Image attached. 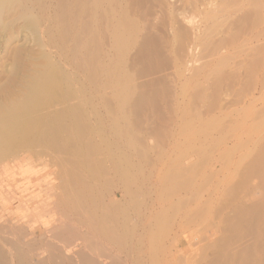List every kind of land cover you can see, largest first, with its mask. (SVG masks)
<instances>
[{"label":"rangeland","instance_id":"374dc122","mask_svg":"<svg viewBox=\"0 0 264 264\" xmlns=\"http://www.w3.org/2000/svg\"><path fill=\"white\" fill-rule=\"evenodd\" d=\"M13 2L4 15L6 25L0 26V96L17 91L45 68L58 67L54 72L63 74L58 79L63 96L50 103L49 113L68 112L74 139L60 150L43 139L34 141L37 145L28 140V147L25 142L15 146L1 161L0 242L14 239L15 230L20 238L17 227L26 225L39 234L44 224L59 218L56 201L63 193L66 197L83 189L75 180L77 170L85 187L90 184L84 193L90 190L108 199L117 191V198L121 192L126 197L127 220L135 224L133 228L132 219L127 221L132 244L111 247L123 264H264V0ZM25 9L36 18V32L18 18ZM72 105L80 120L89 123H80L88 126L84 137L78 134L82 127ZM87 159L90 166H99L100 174L87 167ZM54 192L61 196L50 194ZM72 195L68 199L76 200ZM48 249L44 245L36 252L45 257ZM11 263L8 258L6 264Z\"/></svg>","mask_w":264,"mask_h":264},{"label":"bare ground","instance_id":"6f19581e","mask_svg":"<svg viewBox=\"0 0 264 264\" xmlns=\"http://www.w3.org/2000/svg\"><path fill=\"white\" fill-rule=\"evenodd\" d=\"M14 0H0V26H4L6 25L5 23V18L4 15L5 13L10 10V8L12 7V4L9 5L10 3H12ZM19 1V0H18ZM22 1V0H21ZM25 1V0H24ZM34 2V1H33ZM32 2V3H33ZM14 3V2H13ZM27 3V0H26ZM25 3V4H26ZM64 3V1H63ZM93 3V2H92ZM23 4V2H22ZM85 4V3H84ZM94 4V3H93ZM62 5V4H61ZM64 5V4H63ZM88 5V4H87ZM15 6V5H13ZM23 6V5H21ZM20 6V7H21ZM91 6V5H90ZM76 7V4H75ZM79 7V6H78ZM25 8V7H23ZM66 8V6H65ZM64 8V9H65ZM88 7H86L87 9ZM15 9V8H14ZM58 9V8H57ZM61 9V8H60ZM17 10V9H16ZM15 10V11H16ZM88 10V9H87ZM64 11V10H63ZM68 11V10H67ZM92 11V10H91ZM90 11V12H91ZM9 12V11H8ZM20 12V10H19ZM61 12V11H60ZM66 12V10L64 11ZM70 12V10H69ZM88 12V11H87ZM62 13V12H61ZM67 13V12H66ZM86 14V13H85ZM7 15V14H6ZM19 14H17L18 16ZM71 15V14H70ZM75 15V14H74ZM77 15V14H76ZM61 16V15H60ZM102 16V15H101ZM7 17V16H6ZM23 19L25 22V25L27 27V29L31 30V31H35L37 29L36 26V18L32 13H29V10L25 9L20 13V16H18V18ZM64 18V17H63ZM76 18V17H75ZM88 18V17H87ZM103 18V17H102ZM65 19V18H64ZM92 19V18H91ZM66 21V19H65ZM68 21V20H67ZM76 22V20H75ZM91 22V20H90ZM65 23V22H64ZM84 23V22H83ZM40 24V23H39ZM103 24V23H102ZM75 25V23H74ZM65 26V25H64ZM87 26V25H85ZM103 26V25H102ZM132 26V25H131ZM88 27V26H87ZM128 27V25H127ZM5 28V27H2ZM65 28V27H64ZM76 28V27H75ZM85 28V27H84ZM91 28V26H90ZM6 29V28H5ZM56 29V28H55ZM67 29V28H66ZM37 31V30H36ZM35 31V32H36ZM68 31V30H67ZM81 31V30H80ZM103 32V31H102ZM65 34H67L66 32H64ZM104 33V32H103ZM34 34V33H33ZM120 34V33H119ZM68 35V34H67ZM66 35V36H67ZM74 35V34H73ZM103 35V34H102ZM105 35V33H104ZM114 35V34H113ZM61 36V35H60ZM118 36V35H117ZM77 37V36H76ZM120 37V36H119ZM125 37V36H124ZM123 37V38H124ZM79 38V37H78ZM91 38V37H90ZM59 39V38H58ZM65 39V38H64ZM127 39V38H126ZM94 40V39H93ZM96 40V39H95ZM75 41V40H74ZM91 41V40H90ZM81 42V41H80ZM79 42V43H80ZM119 42V41H118ZM131 42V41H130ZM98 43V42H97ZM122 43V42H121ZM27 44V43H26ZM74 45V44H73ZM121 46V45H120ZM85 48V47H84ZM91 48V47H90ZM102 48V47H101ZM71 49V48H70ZM75 50V49H74ZM78 50V49H77ZM88 50V49H87ZM91 50V49H90ZM94 50V49H93ZM76 52V51H75ZM79 52V51H78ZM88 52V51H87ZM91 52V51H89ZM29 53V52H28ZM12 54V53H11ZM66 56V55H65ZM37 57V56H36ZM46 57V56H45ZM72 57V56H71ZM93 58V57H92ZM42 62V61H41ZM96 62V61H95ZM90 63V61H89ZM103 63V62H102ZM43 64V63H41ZM93 64V63H92ZM48 65V64H47ZM81 65V64H80ZM88 65V64H87ZM91 65V64H90ZM89 65V66H90ZM45 66V65H42ZM41 66V67H42ZM94 66V65H93ZM50 67V66H48ZM52 67V66H51ZM54 67V65H53ZM58 68V67H56ZM56 68L52 69L49 71L46 68L42 71L39 72V74H37V76H35V78L31 77V80L29 79L28 82L25 80V78L21 77V79L25 80L27 83L21 84L23 85L20 89H18L17 91L13 90L11 92H9L10 90L7 89V94L5 93L4 95L1 93L2 98L0 99V163L1 161L6 158V156L11 152L14 151V147L17 145L22 146V143L25 142V146L28 147V140H33L30 141L31 143H34V141H39L38 143L40 144V139H43L44 142L49 143V146L51 144L52 147H54V149L57 147L58 150H60L59 147H63L64 148L67 146L65 145H69L70 144V140L73 141L74 136H72L71 130H73L71 127H69V121L68 120V112L65 113L63 112H56L54 111V113L50 114L49 111H51L52 109L49 107L52 105L50 104L54 99H57V97H62L63 95L60 94V89L58 90V88H60V85L62 86V83H60L63 79L60 77V74H58L56 76V73L54 72V70L57 72ZM66 68V67H65ZM78 69V68H77ZM76 69V70H77ZM38 70V69H37ZM36 70V73H38ZM91 70V69H90ZM91 72V71H90ZM109 72V71H108ZM34 72V74H36ZM58 73V72H57ZM111 73V72H110ZM12 75V73H10ZM33 74V75H34ZM66 74V73H65ZM64 74V75H65ZM89 74V73H88ZM63 76V74H61ZM101 75V74H100ZM99 75V76H100ZM108 75V74H107ZM18 76V75H17ZM27 76V75H26ZM96 76V75H95ZM132 76V75H131ZM62 79L60 82H58V79ZM67 77V76H66ZM27 79V78H26ZM59 79V80H60ZM65 79V77H64ZM70 79V78H69ZM118 79V78H117ZM138 79V78H137ZM24 82V81H23ZM66 82V80H65ZM90 82V81H89ZM19 83V82H17ZM59 83V84H58ZM93 83V82H92ZM99 83V82H98ZM91 84V83H90ZM100 84V83H99ZM11 85V84H10ZM13 85V84H12ZM19 85V84H18ZM68 85V84H66ZM65 85V86H66ZM108 85V84H107ZM17 86V85H16ZM139 86V85H138ZM187 86V85H186ZM20 87V86H19ZM73 87V86H72ZM106 87V86H105ZM125 87V86H124ZM4 88V87H3ZM11 88V87H9ZM17 89V88H15ZM69 89H67L66 91H68ZM129 90V89H128ZM140 90V88H139ZM142 90V89H141ZM5 91V89H4ZM125 91V90H124ZM151 91V90H150ZM153 91V90H152ZM71 92V90H70ZM69 92V94H71ZM97 92V91H96ZM108 92V91H107ZM138 92V91H137ZM146 92V91H145ZM156 92V91H155ZM68 93V92H67ZM120 93V92H119ZM118 93V94H119ZM75 94V93H74ZM61 95V96H60ZM73 95V94H72ZM148 95V94H147ZM0 96V97H1ZM69 96V95H68ZM118 96V95H117ZM67 97V94H66ZM70 97V96H69ZM106 97V95H105ZM109 97V96H108ZM64 98V97H63ZM125 98V97H124ZM142 98V96L138 97L137 99ZM78 99V98H77ZM145 99V97H144ZM143 99V100H144ZM63 100V99H62ZM61 100V101H62ZM119 100V99H118ZM135 100V98H134ZM57 101V100H56ZM64 101V100H63ZM69 101V99H68ZM154 101V100H153ZM55 102V100L53 101ZM76 102V101H75ZM125 102V100H124ZM128 102V101H127ZM142 103V101H140ZM146 102V101H145ZM171 102V101H170ZM189 102V101H188ZM64 105L66 103L62 102ZM68 103V102H67ZM123 103V102H122ZM135 103V102H134ZM58 104V103H56ZM109 104V103H108ZM133 104V103H132ZM131 104V105H132ZM147 104V103H145ZM193 104V103H192ZM195 104V103H194ZM64 110L67 108V110L69 109L68 107L64 106ZM67 105V104H66ZM78 105V104H77ZM137 106V104H135ZM167 105V104H166ZM49 106V107H48ZM54 105H52L53 107ZM57 106V105H55ZM60 106V105H59ZM70 106V103H69ZM73 106V105H72ZM70 108L71 113L76 114L75 118H77L79 116V112L76 109V107L74 108V106ZM80 106V105H79ZM83 106V105H82ZM140 106V105H139ZM138 106V107H139ZM162 106V105H161ZM169 106V105H168ZM192 106V105H191ZM155 107V105L153 106ZM55 108V107H54ZM112 108V107H111ZM136 108V107H135ZM135 108H133L135 110ZM143 108V106H142ZM152 108V107H151ZM170 108V107H169ZM191 108V107H190ZM49 109V110H47ZM79 110V108H77ZM132 109V110H133ZM154 109V108H153ZM214 109V108H213ZM59 110V109H58ZM75 110V111H74ZM82 110V109H81ZM84 110V108H83ZM82 110V111H83ZM109 110V109H108ZM111 110V109H110ZM139 110V109H138ZM155 110V109H154ZM183 110V109H182ZM191 110V109H190ZM53 111V110H52ZM51 111V112H52ZM69 111V110H68ZM80 111V110H79ZM113 112V109H112ZM135 112V111H134ZM159 112V111H158ZM201 112V111H200ZM199 112V113H200ZM223 112V111H222ZM84 113V111H83ZM82 113V114H83ZM95 113V112H94ZM192 113V112H191ZM70 114V113H69ZM125 114V113H124ZM138 114V113H136ZM84 115V114H83ZM110 115V114H109ZM135 115V113H134ZM156 115V114H155ZM88 116V115H87ZM126 116V115H125ZM247 116V115H246ZM68 117V118H67ZM80 117V116H79ZM78 117V118H79ZM166 117V116H165ZM216 117V116H215ZM258 117V116H257ZM172 118V117H171ZM170 118V119H171ZM81 118H79L78 120H75L76 122L78 121L79 123H77L78 128L80 129V127H82L80 130L82 132H78L77 130H75L76 132H78V134L83 133L85 130L83 129H88L85 127H83L84 125H86V123H84V120H80ZM89 119V118H88ZM134 119V118H133ZM137 118H135L136 120ZM162 119V118H161ZM211 119V118H210ZM225 119V118H224ZM228 119V118H227ZM80 120V121H79ZM144 120V118H143ZM156 120V119H155ZM160 120V119H159ZM163 120V119H162ZM172 120V119H171ZM218 120V119H217ZM238 120V119H237ZM258 120V119H257ZM83 121L82 124H80ZM139 121V120H138ZM153 121V120H152ZM208 121V120H207ZM206 121V122H207ZM124 122V121H123ZM140 122V121H139ZM158 122V121H157ZM166 122V121H165ZM172 122V121H171ZM222 122V121H221ZM231 122V121H230ZM126 122H124L125 124ZM135 123V122H134ZM169 123V122H168ZM244 123V122H243ZM261 123V122H260ZM73 124V122H72ZM89 124V123H87ZM100 124V123H99ZM133 124V122H132ZM153 124V122H152ZM202 124V123H201ZM75 125V124H74ZM81 125V126H80ZM138 125V124H137ZM155 125V124H154ZM204 125V124H203ZM218 125V124H217ZM225 125V124H224ZM71 126V125H70ZM162 126V125H161ZM201 126V125H200ZM207 126V125H206ZM151 127V126H149ZM209 127V126H208ZM258 127V126H257ZM77 128V127H76ZM77 128V129H78ZM117 128V127H116ZM153 128H155L153 126ZM167 128V127H166ZM183 128V127H182ZM187 128V126H186ZM216 128V127H215ZM224 128V127H223ZM230 128V127H229ZM67 129H71L69 132ZM125 129V128H124ZM189 129V128H188ZM208 129V128H207ZM136 130V129H135ZM142 130V129H141ZM153 130V129H152ZM184 130V129H183ZM186 130V129H185ZM191 130V129H190ZM198 130V129H197ZM237 130V129H236ZM139 131V130H138ZM157 131V129H156ZM221 131V130H220ZM66 133L65 135H63L64 133ZM87 132H89L87 130ZM91 132V131H90ZM140 132V131H139ZM165 132V131H164ZM181 132V131H180ZM63 133V134H62ZM33 134V137H31ZM89 134V133H87ZM93 134V133H92ZM126 134V133H125ZM157 134V133H156ZM155 134V135H156ZM181 134V133H180ZM201 134V133H200ZM77 135V133H76ZM82 135V134H81ZM81 135L78 136L80 137L81 140ZM84 135H86V133H83V137ZM136 135V134H135ZM153 135V134H152ZM159 135V134H158ZM161 135V133H160ZM183 135V134H182ZM240 135V134H239ZM90 136V135H89ZM76 137V136H75ZM82 137V138H83ZM94 137V136H93ZM86 138H88L86 136ZM91 138V137H90ZM132 138V137H131ZM130 138V139H131ZM138 138V137H137ZM163 138V137H162ZM161 138V139H162ZM92 139V138H91ZM141 139V138H139ZM138 139V140H139ZM187 139V138H186ZM185 139V140H186ZM195 139V138H194ZM228 139V138H227ZM159 140V139H158ZM164 140V139H163ZM161 140V141H163ZM220 140V139H219ZM75 141V140H74ZM96 141V140H95ZM43 142V143H44ZM91 142V141H89ZM139 142V141H138ZM159 142V141H158ZM190 142V141H189ZM30 143V144H31ZM42 143V142H41ZM72 143V142H71ZM87 144V142H84ZM92 143V142H91ZM29 144V145H30ZM36 144V143H34ZM45 144V143H44ZM75 144V143H74ZM97 144V143H96ZM132 144V143H131ZM24 145V144H23ZM37 145V144H36ZM47 145V144H45ZM73 145V143H72ZM89 145V144H88ZM141 145V144H140ZM19 146V147H20ZM76 146V145H75ZM92 146V145H91ZM111 146V145H110ZM143 146V145H142ZM152 146V145H151ZM155 146V145H154ZM216 146V145H215ZM18 147V148H19ZM23 147V146H22ZM95 147V146H94ZM192 147V146H191ZM261 147V146H260ZM17 148V149H18ZM37 148V147H36ZM35 148V149H36ZM73 148V147H71ZM77 146H76V150H77ZM87 148V147H86ZM99 148V146L97 147ZM101 148V147H100ZM99 148V149H100ZM144 148V147H143ZM148 148V147H147ZM153 148V147H152ZM189 148V147H187ZM186 148V149H187ZM211 148V147H210ZM227 148V147H226ZM29 149V148H28ZM53 149V150H54ZM79 149V148H78ZM89 149V148H88ZM97 149V150H99ZM137 149V148H136ZM201 149V148H200ZM218 149V148H217ZM16 150V149H15ZM31 150V149H30ZM62 150V149H61ZM64 150V149H63ZM75 150V149H74ZM92 152H94L93 149H91ZM90 150V151H91ZM96 150V149H95ZM139 150V149H137ZM156 153H157V149H155ZM67 151V150H66ZM79 151V156H80V150H77V152ZM109 150H107L108 152ZM135 151V150H134ZM186 151V150H185ZM193 151V150H192ZM197 151V150H196ZM209 151V150H208ZM15 152V151H14ZM62 152V151H61ZM65 152V151H64ZM68 152V151H67ZM91 152V153H92ZM99 152V151H98ZM147 152V151H146ZM12 153V152H11ZM40 153V152H38ZM53 153V152H52ZM58 153V152H57ZM88 153V152H87ZM86 153V154H87ZM110 153V152H109ZM160 153V151H159ZM191 153V152H190ZM192 153H195L194 151ZM203 153V152H202ZM116 154V153H115ZM138 154V153H137ZM149 154V153H148ZM147 154V155H148ZM40 155V154H39ZM70 155V154H69ZM185 155V154H184ZM188 155V154H187ZM9 156V155H8ZM18 156V155H17ZM90 156V155H89ZM206 156V155H205ZM256 156V155H254ZM72 157V156H71ZM75 157V156H74ZM184 157V156H183ZM218 157V156H217ZM87 158V155H86ZM90 158V157H89ZM88 158V159H89ZM92 158V155H91ZM178 158V157H177ZM176 158V159H177ZM182 158V156H181ZM66 159V158H65ZM75 159V158H74ZM87 159V161H88ZM94 159V158H92ZM98 159V158H97ZM200 159V158H199ZM38 160V159H37ZM71 160V159H70ZM83 160V159H81ZM95 160V159H94ZM102 160V159H101ZM112 160V159H111ZM125 160V158H124ZM13 161V160H12ZM60 161V160H59ZM86 161V162H87ZM91 161V160H89ZM89 161L87 163H89ZM120 161V160H118ZM201 161V160H200ZM199 161V162H200ZM205 161V160H204ZM255 161V160H254ZM261 161V160H260ZM15 162V160H14ZM57 162V161H56ZM71 162V161H70ZM77 162V159H76ZM80 162V161H79ZM95 162V161H94ZM97 162V161H96ZM104 162V161H103ZM65 163V162H64ZM68 163V162H67ZM72 163V162H71ZM82 163V162H81ZM93 163V161H92ZM102 163V162H101ZM182 163V162H180ZM53 164V163H52ZM78 164V163H77ZM94 164V163H93ZM91 164V165H93ZM120 164V163H119ZM133 164V163H132ZM177 164V163H176ZM199 164V163H198ZM251 164V163H250ZM257 164V163H256ZM44 165V164H43ZM67 165V164H66ZM74 165V164H73ZM72 165V166H73ZM101 165V164H99ZM114 165V164H113ZM130 165V164H129ZM183 165V164H182ZM249 165V164H248ZM5 166V165H4ZM70 166V165H69ZM79 166V165H78ZM77 166V167H78ZM90 168H95V173L97 172V168L99 167H95V165L90 166V163L87 165V167ZM115 166V165H114ZM122 166V165H121ZM168 166V165H167ZM172 166V165H171ZM252 166H254L252 164ZM256 166V165H255ZM254 166V167H255ZM259 166V165H258ZM68 167V166H67ZM76 166H74L73 168H75ZM76 167V168H77ZM84 167V166H83ZM88 167V168H89ZM5 168V167H4ZM12 168V167H11ZM10 168V169H11ZM75 168V169H76ZM93 168V169H94ZM103 168V167H102ZM105 168V166H104ZM103 168V169H104ZM113 168V167H112ZM121 168V167H120ZM135 168V167H134ZM191 168V167H190ZM9 169V170H10ZM69 169V168H68ZM71 169V168H70ZM102 169V170H103ZM177 169V168H175ZM27 170V169H26ZM63 170V169H62ZM90 170V169H89ZM92 170V169H91ZM100 170V169H99ZM98 170V171H99ZM124 170V169H123ZM185 170L186 167H185ZM262 170L263 167H262ZM81 171V170H80ZM79 171V172H80ZM121 171V169H120ZM125 171V170H124ZM188 171V170H187ZM186 171V172H187ZM258 171V170H257ZM261 171V170H260ZM5 172V171H4ZM71 172V171H70ZM89 172V171H88ZM90 172H94V170L90 171ZM117 172V171H116ZM122 172V171H121ZM126 172V171H125ZM125 172H123L122 174H124ZM195 172V171H194ZM12 173V172H11ZM66 173V172H65ZM78 171L76 170V172H74L75 175V180L78 183H82L79 184L83 189L87 190L88 187H90V184H88L89 186L85 187V181L82 182L81 178L79 177L81 174H77ZM100 174V171L97 172ZM167 173V172H166ZM183 174V172H181ZM210 173V172H209ZM261 173V172H260ZM28 174V173H27ZM83 174V173H82ZM99 174H95V175H99ZM106 174V172L104 173ZM117 174V173H116ZM176 174V173H175ZM251 174V173H250ZM253 174V173H252ZM78 175V176H77ZM85 175V173L83 174V176ZM94 175V174H93ZM92 175V176H93ZM94 175V176H95ZM107 175V174H106ZM121 175V174H120ZM126 175V174H124ZM51 176V175H50ZM64 176V175H63ZM123 177V175H121ZM131 176V175H130ZM176 176V175H175ZM191 176V175H190ZM208 176V175H207ZM254 176V175H253ZM68 177V176H67ZM82 177V176H81ZM87 177V176H86ZM100 177V176H99ZM105 177V176H104ZM109 177V175L107 176ZM121 177V178H122ZM133 177V176H132ZM181 177V176H180ZM193 177V175H192ZM62 178V177H61ZM60 178V180H61ZM85 178V177H83ZM82 178V179H83ZM110 178V177H109ZM165 178V177H164ZM171 178V177H170ZM195 179V178H194ZM204 179V178H203ZM208 179V178H207ZM258 179V178H257ZM57 180V179H56ZM63 180V179H62ZM85 180V179H84ZM99 180V179H98ZM122 180V179H121ZM166 180V179H165ZM206 180V179H205ZM219 180V179H218ZM250 180V179H249ZM261 180V179H260ZM65 181V180H64ZM87 181V180H86ZM94 181V180H93ZM70 182V180H69ZM99 184L101 183L100 181H98ZM128 182V181H127ZM185 182V181H184ZM188 182V181H187ZM186 182V183H187ZM193 182V181H192ZM205 182V181H203ZM222 182V181H221ZM60 183V182H59ZM68 183V182H66ZM96 183V182H95ZM94 183V184H95ZM103 183V182H102ZM64 184V183H63ZM97 184V183H96ZM98 184V185H99ZM104 184V183H103ZM130 184V183H128ZM132 184V183H131ZM134 184V183H133ZM143 184V183H142ZM176 184V182H175ZM188 184V183H187ZM206 184V183H205ZM215 184V183H214ZM68 185V184H67ZM66 185V186H67ZM78 185V186H79ZM165 185V184H164ZM191 185V184H190ZM59 186V185H58ZM77 186V185H76ZM96 186V185H95ZM100 186V185H99ZM106 186V185H105ZM104 186V187H105ZM114 186V185H113ZM171 186V185H170ZM177 186V185H176ZM182 186V185H181ZM202 185H200L201 187ZM204 186V185H203ZM231 186V185H230ZM234 186V185H233ZM71 187V186H70ZM73 187V186H72ZM92 187V186H91ZM110 187V186H109ZM174 187V186H173ZM185 187V186H184ZM217 187V186H216ZM53 188V187H52ZM51 188V191L53 190ZM60 188V187H59ZM87 188V189H86ZM102 188V186H101ZM108 188V187H106ZM131 188V187H130ZM180 188V187H179ZM186 188V187H185ZM203 188V187H202ZM230 188V187H229ZM234 188V187H233ZM260 188V187H259ZM61 189V188H60ZM65 189V188H64ZM71 188H69L70 190ZM73 189V188H72ZM71 189V190H72ZM81 189V188H80ZM79 189V190H80ZM81 191H77L76 194L74 195V198L76 200H72L68 199L69 196L67 195H72V193L69 192V194L67 193L66 197L63 196L64 193L62 194V199L60 201H56L55 204V208H57V211L53 208V210H55L56 214L58 213L59 218L57 216V220L55 218V220H51L49 223H47L46 225L44 224L45 229L40 228L41 229V233H37L36 231L32 228L30 229H26V225L25 227H22L24 229H19L18 227L16 228L17 231L19 232L18 234L20 235V238L16 233L14 235H17L18 237H13L14 239H9L8 240H4V242H0V264H6L7 259L9 258V260L13 261L14 264H123L122 262L124 261L123 259L118 257V254H116L111 250L112 245H118V244H123L124 242L130 240V237H134V236H130L131 234L129 232H127V230H130V227L127 226V215H129L130 213L127 214V212H125L126 207H124L125 202H123V200L126 198H123L122 196V192L120 193V198L118 197V192L117 191H113V194L111 196H107L108 199L104 196H101L99 194H97L94 191H90L85 192L84 190ZM116 189V188H115ZM122 189V188H121ZM137 189V188H136ZM264 189V188H263ZM70 190V191H71ZM101 190V189H100ZM107 191V189H105ZM110 190V188H109ZM117 190V189H116ZM128 190V188H125V191ZM130 190V189H129ZM47 191V190H46ZM66 191L68 192V190L66 189ZM74 191V190H72ZM76 191V189H75ZM74 191V193H75ZM111 191V190H110ZM132 191V190H131ZM201 191V190H200ZM65 192V191H64ZM112 192V191H111ZM124 192V191H123ZM142 192V191H141ZM173 192V191H171ZM255 192V191H254ZM10 193V191H9ZM57 192L54 193H50L53 195H56ZM61 193V192H59ZM108 193V191H107ZM126 192H124L125 195ZM161 193V192H160ZM167 193V192H166ZM178 193V192H176ZM203 193V192H202ZM58 194V193H57ZM66 194V192H65ZM128 194V193H127ZM134 194V193H133ZM174 194V193H173ZM60 194H58L59 196ZM72 195V196H73ZM57 196V195H56ZM61 196V195H60ZM136 196V195H135ZM161 196V195H160ZM169 196V195H167ZM223 196V195H222ZM54 197V196H51ZM166 197V196H165ZM61 198V197H60ZM257 198V197H256ZM259 198V197H258ZM264 198V196L262 197ZM54 199V198H53ZM59 199V198H58ZM166 199V198H164ZM168 199V198H167ZM261 199V198H260ZM56 200V199H55ZM70 200V201H69ZM128 200V199H127ZM126 200V203L128 202ZM184 200V199H183ZM209 200V199H208ZM53 201V200H52ZM166 201V200H165ZM245 201V200H244ZM259 201V200H257ZM23 202V201H22ZM41 202V201H40ZM51 202V200H50ZM49 202V203H50ZM137 202V200H136ZM186 202V201H185ZM183 202V203H185ZM190 202V201H189ZM206 202V201H205ZM24 203V202H23ZM55 203V202H54ZM139 203V202H138ZM141 203V202H140ZM231 203V202H230ZM229 203V204H230ZM258 203V202H257ZM182 204V203H181ZM228 204V203H227ZM255 204V203H254ZM263 204V203H262ZM25 207V204H23ZM50 205V204H49ZM48 205V206H49ZM52 205V204H51ZM54 205V204H53ZM174 205V204H173ZM179 205V204H178ZM184 205V204H183ZM200 205V204H199ZM242 205V204H240ZM244 205V204H243ZM242 205V206H243ZM22 206V205H21ZM20 206V207H21ZM139 206V205H138ZM252 206V205H251ZM260 206V205H259ZM17 207V206H16ZM40 207V206H39ZM38 207V208H39ZM50 207V208H51ZM171 207V205H170ZM182 207V206H181ZM227 207V206H226ZM225 207V208H226ZM27 208V206H26ZM125 208V209H124ZM261 208V207H260ZM25 209V208H24ZM28 209V208H27ZM175 209V207H174ZM199 209V208H198ZM52 210V211H53ZM206 210V209H205ZM219 210V209H217ZM259 210V209H258ZM127 211V210H126ZM129 212V211H128ZM198 212V211H197ZM203 212V211H202ZM262 212V211H261ZM260 212V213H261ZM23 213V212H22ZM49 213V212H48ZM126 213V214H125ZM161 213V212H160ZM200 213V211H199ZM31 214V213H30ZM45 214V213H44ZM158 214V213H157ZM191 214V213H190ZM205 214V213H204ZM207 214V213H206ZM25 218L30 215L24 214ZM141 215V214H140ZM159 215V214H158ZM156 215V216H158ZM193 215V213H192ZM190 215V216H192ZM248 215V214H247ZM33 216V215H32ZM38 216V215H37ZM130 216V215H129ZM151 216V215H150ZM155 216V217H156ZM166 216V215H165ZM227 216V215H226ZM246 216V215H245ZM255 216V215H254ZM261 216V215H260ZM131 217V216H130ZM129 217V218H130ZM138 217V214H137ZM196 217V216H195ZM203 217V216H202ZM22 218V216H21ZM20 218V219H21ZM36 218V217H35ZM244 218V217H242ZM259 218V217H258ZM6 219V218H5ZM23 219V218H22ZM132 219V218H131ZM130 219V220H131ZM160 219V218H159ZM196 219V218H195ZM229 219V218H228ZM27 223L30 222L28 219ZM25 219L23 221H26ZM129 220V221H130ZM189 220V219H188ZM2 221V220H1ZM6 221V220H5ZM128 221V222H129ZM134 224V220H131ZM140 221V220H139ZM173 221V220H172ZM212 221V220H211ZM225 221V220H223ZM4 222V221H3ZM17 222V221H16ZM20 222V221H18ZM141 222V221H140ZM199 222V221H197ZM252 222V221H251ZM259 222V221H258ZM24 223V222H23ZM26 223V224H27ZM43 223H45L43 221ZM139 223V222H138ZM142 223V222H141ZM150 223V222H149ZM255 223V222H254ZM5 224V222H4ZM11 224V223H10ZM35 224V223H34ZM130 224V222H129ZM132 224V223H131ZM132 224V225H133ZM137 224V223H136ZM151 224V223H150ZM239 224V223H238ZM16 225V223H15ZM14 225V226H15ZM18 225V224H17ZM21 225V224H20ZM146 225V224H145ZM170 225V223H169ZM2 226V225H1ZM0 226V232H3V229ZM6 225H3V228ZM131 226V225H130ZM140 226V225H139ZM137 226V227H139ZM198 226V225H197ZM247 226V225H246ZM256 226V225H255ZM9 225L7 224L8 228ZM237 227V226H236ZM5 228V229H6ZM12 228L14 231V227L12 225ZM11 228V229H12ZM30 228V227H29ZM132 228V226H131ZM135 228V224L134 227ZM132 228V229H133ZM230 228V226H229ZM11 229H10V236L11 234ZM150 229V228H149ZM9 230V228H8ZM7 230V233H9ZM203 230V229H202ZM202 230L200 229V232H202ZM230 230V229H228ZM134 231V229H133ZM133 231L131 232L133 234ZM1 232V233H2ZM138 232V231H136ZM155 232V231H154ZM153 232V233H154ZM162 232V230H161ZM4 233V232H3ZM152 233V232H150ZM135 234V233H134ZM133 234V235H134ZM179 234V233H178ZM2 235V234H1ZM0 235V236H1ZM6 235V234H5ZM4 235V236H5ZM9 235V234H8ZM140 235V233L138 234ZM151 235V234H149ZM159 235V234H158ZM227 235V234H226ZM3 237V236H2ZM22 237V238H21ZM158 237V236H157ZM160 237V236H159ZM227 237V236H226ZM7 238V237H6ZM17 238V239H15ZM152 238V235H151ZM156 238V236L154 237ZM168 238V237H167ZM257 238V237H256ZM205 239V238H204ZM219 239V238H218ZM152 240V239H151ZM256 240V239H255ZM143 241V240H142ZM200 241V240H199ZM129 242V241H128ZM138 243H140L139 241H137ZM151 242V241H150ZM153 242V241H152ZM171 242V241H170ZM202 242V241H201ZM80 243V244H79ZM130 244H132V241L129 242ZM143 242H141L142 244ZM169 243V242H168ZM227 243V242H226ZM4 244L8 245V247H4ZM79 244V245H78ZM126 244V243H125ZM129 244V245H130ZM140 244V245H141ZM151 244V243H150ZM154 244V243H153ZM229 244V243H228ZM231 244V243H230ZM3 245V246H2ZM48 246L49 247V251L48 254L44 257H42L41 254H38L36 252V250H39V247L41 246ZM84 245V246H81ZM128 245V243H127ZM134 245V244H133ZM152 245V244H151ZM150 245V246H151ZM164 245V244H163ZM227 245V244H226ZM79 246V248H78ZM120 246V245H119ZM142 246V245H141ZM140 246V247H141ZM77 247V248H76ZM82 247V248H81ZM157 247V246H156ZM193 247V246H192ZM201 247V246H200ZM225 247V246H224ZM21 248V249H20ZM76 248V249H75ZM155 248V247H153ZM230 248V247H229ZM232 248V247H231ZM235 248V247H234ZM109 249V250H108ZM144 249V248H143ZM152 249V248H151ZM170 249V248H169ZM223 249V248H222ZM261 249V248H260ZM264 249V248H263ZM42 250V249H41ZM120 250V249H119ZM131 250V249H130ZM221 250V248H220ZM34 251V252H33ZM149 251V250H148ZM247 251V250H246ZM33 252V253H32ZM43 252V251H42ZM154 252V251H153ZM98 254V257L96 256V254ZM128 252H126L125 257H127ZM155 253V252H154ZM153 253V254H154ZM162 253V252H161ZM247 253V252H246ZM250 253V252H249ZM224 254V253H223ZM149 255V254H148ZM156 255V254H155ZM192 255V254H191ZM226 255V254H225ZM236 255V254H235ZM252 255V254H251ZM120 256V255H119ZM131 256V254H130ZM138 256V254H137ZM229 256V255H228ZM240 256H242V254H240ZM253 256V255H252ZM149 257V256H148ZM187 257V256H186ZM136 258V257H135ZM155 258V257H153ZM222 258V257H220ZM236 258V257H235ZM61 259V262H58V260ZM131 259V258H130ZM137 259V258H136ZM135 259V260H136ZM150 259V258H149ZM200 259V258H199ZM226 259V258H225ZM34 260V261H32ZM123 260V261H121ZM152 260V258H151ZM156 260V259H155ZM161 260V259H160ZM204 260V259H203ZM214 260V259H213ZM254 260V259H253ZM216 261V260H215ZM126 262V261H125ZM128 262V261H127ZM194 262V261H191ZM9 263V262H8ZM137 263V261H136ZM195 263V262H194ZM232 263V262H231ZM235 263V262H234ZM12 264V263H11ZM126 264V263H125ZM143 264V262H142ZM192 264V263H191Z\"/></svg>","mask_w":264,"mask_h":264}]
</instances>
